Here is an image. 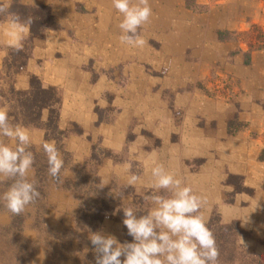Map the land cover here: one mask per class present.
<instances>
[{"label":"rangeland","instance_id":"374dc122","mask_svg":"<svg viewBox=\"0 0 264 264\" xmlns=\"http://www.w3.org/2000/svg\"><path fill=\"white\" fill-rule=\"evenodd\" d=\"M0 5L32 21L9 35L0 14V108L31 136L41 193L17 220L0 182V264H95L96 232L132 242L123 209L146 215L145 197L168 195L149 186L156 164L206 197L218 264H264V0H149L141 48L121 44L112 0ZM36 84L57 102L24 124ZM45 141L64 161L55 182Z\"/></svg>","mask_w":264,"mask_h":264},{"label":"clouds","instance_id":"9594fccd","mask_svg":"<svg viewBox=\"0 0 264 264\" xmlns=\"http://www.w3.org/2000/svg\"><path fill=\"white\" fill-rule=\"evenodd\" d=\"M112 5L123 16L118 25L121 44L143 47L146 41L138 29L150 23L149 0H136L135 3L112 0ZM0 14L10 18L9 35H15L17 30L23 32L32 23L30 18L21 21L6 5H0ZM0 136L15 142L13 148L0 141V182L13 181L2 199L8 211L19 215L41 196L35 183L28 179L35 162L33 152L28 150L32 140L25 127L9 122L6 108H0ZM42 147L47 156L48 175L55 182L60 178L64 161L54 142L45 141ZM124 167L130 173L127 184L138 183L141 178L131 173L132 164L126 163ZM149 186L158 191L166 190L168 195L145 197L155 205L146 215L138 216L131 207L123 209L122 223L132 242L121 243L112 234H91L95 264H218L220 253L216 239L201 213L207 204L206 197L194 193L163 164L151 168Z\"/></svg>","mask_w":264,"mask_h":264},{"label":"trees","instance_id":"16d2710c","mask_svg":"<svg viewBox=\"0 0 264 264\" xmlns=\"http://www.w3.org/2000/svg\"><path fill=\"white\" fill-rule=\"evenodd\" d=\"M36 85H31L29 91L25 94L26 98L24 99V103H25V107H22V109H27L32 110L34 112V116L33 117H29V115H25V118L23 120L22 117V122L24 124H34V122H37V116H39L41 110L43 109H48L49 113H53V109L52 106L55 105V103L57 102L55 100L54 103L50 102V97H48L47 99L44 98L43 96L41 97V95H46L51 93V90H46V89H42L41 87ZM53 118V116H52ZM19 216L15 215V219L18 220Z\"/></svg>","mask_w":264,"mask_h":264},{"label":"crops","instance_id":"0c3cea01","mask_svg":"<svg viewBox=\"0 0 264 264\" xmlns=\"http://www.w3.org/2000/svg\"><path fill=\"white\" fill-rule=\"evenodd\" d=\"M7 40H6V44L7 45H9V44L15 45L18 42V39H16V37L13 38V40L11 42L10 41H7ZM2 42H3V39H1V44H2Z\"/></svg>","mask_w":264,"mask_h":264}]
</instances>
